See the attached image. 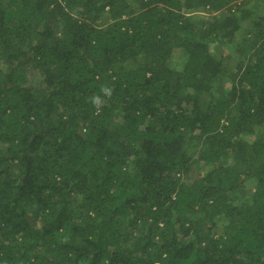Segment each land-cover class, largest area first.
<instances>
[{
	"label": "trees",
	"instance_id": "obj_1",
	"mask_svg": "<svg viewBox=\"0 0 264 264\" xmlns=\"http://www.w3.org/2000/svg\"><path fill=\"white\" fill-rule=\"evenodd\" d=\"M0 264H264V0H0Z\"/></svg>",
	"mask_w": 264,
	"mask_h": 264
},
{
	"label": "clouds",
	"instance_id": "obj_2",
	"mask_svg": "<svg viewBox=\"0 0 264 264\" xmlns=\"http://www.w3.org/2000/svg\"><path fill=\"white\" fill-rule=\"evenodd\" d=\"M101 91L108 97H111L112 90L111 88L105 86L101 89ZM91 103L99 110L101 106V99L98 95H94L93 97L90 98Z\"/></svg>",
	"mask_w": 264,
	"mask_h": 264
},
{
	"label": "rangeland",
	"instance_id": "obj_3",
	"mask_svg": "<svg viewBox=\"0 0 264 264\" xmlns=\"http://www.w3.org/2000/svg\"><path fill=\"white\" fill-rule=\"evenodd\" d=\"M182 57H183V54H182L181 52L177 51V52H176V56H175V58L173 59V60H174L173 63H174L175 66H179V65L181 64V62H182ZM180 60H181V62H180ZM195 167H196V166H195Z\"/></svg>",
	"mask_w": 264,
	"mask_h": 264
}]
</instances>
